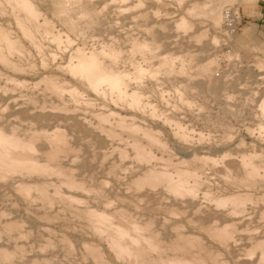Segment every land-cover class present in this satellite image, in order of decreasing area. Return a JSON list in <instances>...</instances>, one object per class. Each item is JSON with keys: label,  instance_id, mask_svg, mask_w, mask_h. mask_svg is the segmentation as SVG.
<instances>
[{"label": "rangeland", "instance_id": "1", "mask_svg": "<svg viewBox=\"0 0 264 264\" xmlns=\"http://www.w3.org/2000/svg\"><path fill=\"white\" fill-rule=\"evenodd\" d=\"M5 1L0 33L19 48L9 51L0 37V130L34 138L31 155L42 167L30 170L23 161L0 171V264H137L116 253L86 209L115 213L113 224L130 219L147 227L168 254L264 264V22L251 19L257 0H28L38 10L33 22L15 0ZM227 4L239 7L234 33L223 22ZM81 56L114 70L124 85H91L77 74ZM123 127L137 128L136 135ZM56 131L66 139L58 153L38 138ZM138 142L151 159H140ZM43 165L58 166L57 174ZM151 168L174 177L197 171L195 195L139 185ZM238 196L246 198L240 212L219 203ZM229 226L234 237L219 238Z\"/></svg>", "mask_w": 264, "mask_h": 264}, {"label": "bare ground", "instance_id": "2", "mask_svg": "<svg viewBox=\"0 0 264 264\" xmlns=\"http://www.w3.org/2000/svg\"><path fill=\"white\" fill-rule=\"evenodd\" d=\"M5 2L7 3V1H5ZM27 2H28V0H15L14 3L12 2L13 3L12 5L15 6V7H18V8L21 7L22 9H26L25 12H26L27 17L29 18V21H32V20L36 21L37 17H38V10L35 7H33V5H30L29 2L28 3ZM205 8L207 9V5H205ZM205 8L203 7V9H205ZM39 15H41V14H39ZM21 20L23 21L22 18H21ZM27 20H26V22H27ZM22 21H19V22L22 23V24L20 23L21 24V28L24 27V25H25V24L23 25ZM32 22H30L29 25ZM181 22L180 23L182 25H185V26H187L189 24V23H187L186 19H184V18H182ZM27 24H28V22H27ZM37 24H38V22H37ZM37 24L36 23L34 24L35 28L41 27V26H39V24L38 25ZM26 28H24L23 30L26 31L28 29V28L27 29ZM43 29H44V27H43ZM1 32H3V33H0V34H2V35H0V37L1 36L3 37L4 36L3 34H5V37H3V38L6 39L5 42L2 41V40L1 41L4 42L5 46L9 49V51H12V49L16 50V49L19 48V47L18 48L16 47V46L19 45L18 43L17 44L13 43L12 41H9L10 39L8 40V38H6V36L7 37L10 36L9 34H7L9 32L6 33V32H4V30L1 31ZM27 32H28V34L29 33L31 34V32L29 30H27L25 32V34H27ZM7 48H5V49L7 50ZM20 48H21V46H20ZM0 50H1V48H0ZM2 51H4V50H2ZM2 51H0V56L1 57H2V55H1ZM79 67H80V69H79L77 74L80 77L81 76L83 77V76L86 75L87 76V81L91 85L92 84L95 85V84H97L99 82H103V81L110 82L113 85L114 89H120L124 85V81H123L122 77L119 74H117L114 70H112V71L107 70L105 65L99 63L96 58L95 59L94 58L93 59H87L85 56H83V57L81 56ZM136 95H137V93H136ZM103 118L106 119L105 117H103ZM130 127L128 129L125 128V127H123V128L129 130L130 134H131V131L134 132L135 130H137V128H130ZM132 127H135V126H132ZM136 132L137 131L134 132V135H136L135 134ZM62 133L60 131H56V133H54V135H52V136L47 135L46 133H43V135L39 134L40 136L38 134L37 135H38V138H42L41 136H43V138L47 137L46 139H48L49 143L52 145V146L49 145V147L50 146L52 147V148L50 147V149H53V151L56 152L57 150H60V149H57L58 148L57 146H59L58 144L61 143V142L63 143V139H65L64 138L65 136L62 135ZM34 135L37 136L36 134H33V136ZM143 136L146 137L147 139L149 138L148 141H150L153 144H158V145L161 144L160 139L157 138V135L153 134L152 132H145ZM28 139L29 140L20 138L18 136H15V134L9 135L4 130H0V169H1L0 171H2V170H4V171L5 170L6 171L9 170L10 171V170L16 169L18 166L20 167V165H18V163H23V161L26 162V163L30 162L29 163L30 166L27 164L28 168L30 170H35L36 168H39V167L41 168L42 167L41 166L42 164L40 165L37 161H34L33 155H31V153L34 154V152L36 150L35 149V144L36 143L34 144V138H31V139L28 138ZM147 139H145V140H147ZM148 141H146V142H148ZM136 143H137V141H136ZM153 144H152V146H153ZM135 146L137 147V155L140 157V159L142 158L143 161L146 160V159L149 160L148 158L151 159V157L148 156L149 152H148V154H146L147 152L145 153V150L142 149V148H144L142 146V144H140L138 142V144H136ZM20 152L22 154L21 156H23V154H24V156L22 158L23 160H21ZM47 152H49V151H47ZM54 152H52V153H54ZM52 153H50V154H52ZM56 153H58V151ZM52 156L55 157L54 154H52ZM52 156H50V157H52ZM18 157H20V158H18ZM1 159H2V161H1ZM19 160H21V161L19 162ZM46 164L48 165V163H46ZM252 164H254V163H252ZM47 165H43L44 168H51L52 169V167H50V166L47 167ZM57 167L55 169L53 168L54 170L52 169L53 170L52 173L56 172V174H57V172H58L57 171L58 170ZM250 170L252 171L251 173L249 172L251 175L256 172L255 169L254 170L250 169ZM4 171H2V172L5 173ZM177 171H178V172H176L177 176L174 177L169 172H167V170L166 171H162V170L158 171L156 169H152L151 168L150 170L146 171V173H144L143 177L140 180L142 183H140V181H139V185H141V184L142 185H145V184L146 185H155L156 183H163L166 187H168L169 189L175 191L176 193L177 192L178 193H186V194H189L191 196H194L195 193H196V190H197L198 182H199V176L196 173L197 171L194 172L193 170L191 171V170H188V169H182V170L180 169V170H177ZM2 172H0V173L2 174ZM60 172H62L61 169H60ZM58 175H60V174H58ZM66 177H67V175H66ZM69 177L70 176L68 175V179L67 180H72ZM71 177H73V176H71ZM139 179H140V177H139ZM139 179H137V180H139ZM192 180H194V182ZM191 181L193 182V184L191 183ZM245 201H246V198H242V197H239V196L235 197V198H231L230 197V198L219 199V203L221 205H225L226 203L228 204V203L231 202L232 205H233V207H232L233 211H239V212H240V210H242L243 205H245ZM84 213L88 214L87 216H89V217H87V218L92 221L91 225L93 226V228L96 231H98L102 235H105L106 236L105 238H108L107 236L111 237L112 241L110 243H112L111 244L112 248L116 251V253H118V255H120V256H124V257L127 256L128 257L127 259L133 261L134 263H137V264L138 263H140V264H153L154 259L150 258V255H152L151 253H153V252H154V254L156 253V259L161 264H173V263L174 264H207L206 260H209V259H212L213 261L215 260V257L213 256V254L205 253L203 255L205 258H198L196 254L195 255L193 254L192 256L189 253L185 254L186 252L184 250L183 251L185 253L181 254L180 256L179 255H175V254H168L167 252H168V250H170V249H168L169 247L167 248V250H163L165 247L164 248L161 247L163 245H160V242L158 241L157 235L149 232L147 227H141L139 224L131 221L130 219H129L130 221L127 220L128 222H125L126 221L125 220L124 221V225L118 224L119 222H117V221H116L117 224H113V222H115V221H113V219L116 217L115 213H113V214H115V215H113V214H109V213H106V212L102 213V212H99L98 210H93V209L92 210L91 209H88V210L86 209L84 211ZM123 216H124V214H123ZM126 218H128V217L126 216ZM123 219H124V217H123ZM121 222H123V221H121ZM232 230L233 229L231 228V226L225 227L224 230L222 229V232H221L222 236L219 234V232L221 230H219L218 233L215 230V232H214L215 234L214 235H216V233H217V234L220 235L219 238L220 237L223 238V236L226 237V239L229 238V237L231 238V237H234V236H232ZM213 231H214V229H213ZM217 231H218V229H217ZM216 236H218V235H216ZM215 239H216V237H215ZM178 240L181 242V244H183V246H186L187 244H189V246H190V244H192V241L189 238H187V237H185L183 235H178ZM174 243L175 244L172 243L173 245H170L171 249H173L174 247L176 248V246L178 245V243H176L175 241H174ZM261 245H262V243L260 242L259 246L258 245L257 246L260 248ZM182 247H179V248H182ZM180 251H181V249H180ZM6 254L9 255L7 252H6ZM6 254H4V255H6ZM178 254H180V253H178Z\"/></svg>", "mask_w": 264, "mask_h": 264}, {"label": "built area", "instance_id": "3", "mask_svg": "<svg viewBox=\"0 0 264 264\" xmlns=\"http://www.w3.org/2000/svg\"><path fill=\"white\" fill-rule=\"evenodd\" d=\"M264 5V0H257L256 5ZM234 4H227L223 6V22L228 27L230 33H234L238 30L239 26L242 24V20L239 13V7H234Z\"/></svg>", "mask_w": 264, "mask_h": 264}, {"label": "crops", "instance_id": "4", "mask_svg": "<svg viewBox=\"0 0 264 264\" xmlns=\"http://www.w3.org/2000/svg\"><path fill=\"white\" fill-rule=\"evenodd\" d=\"M256 7V8H255ZM255 8V9H254ZM254 10H255V17L251 18L254 22H256L257 24H260V22H264V5H256L254 6ZM262 25V24H261ZM247 29H250V27H248Z\"/></svg>", "mask_w": 264, "mask_h": 264}]
</instances>
